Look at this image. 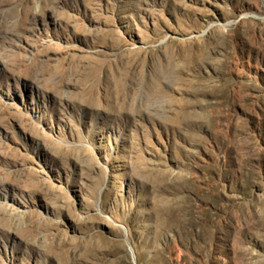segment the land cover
<instances>
[{
    "label": "rangeland",
    "instance_id": "1",
    "mask_svg": "<svg viewBox=\"0 0 264 264\" xmlns=\"http://www.w3.org/2000/svg\"><path fill=\"white\" fill-rule=\"evenodd\" d=\"M0 264H264V0H0Z\"/></svg>",
    "mask_w": 264,
    "mask_h": 264
}]
</instances>
